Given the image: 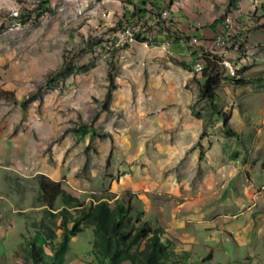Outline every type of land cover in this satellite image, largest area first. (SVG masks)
<instances>
[{"label": "rangeland", "instance_id": "374dc122", "mask_svg": "<svg viewBox=\"0 0 264 264\" xmlns=\"http://www.w3.org/2000/svg\"><path fill=\"white\" fill-rule=\"evenodd\" d=\"M129 3L0 0V136L12 138L25 125L37 139L51 135L63 151L72 147L73 195L87 206L101 199L112 208L131 203L132 217L142 214L165 230L164 239L172 242L180 262L264 264V56L252 60V52L245 64L247 50L230 51L231 69L216 67L219 84L212 101L201 97L206 80L202 77L200 84L201 78H194L193 114L205 128L198 145L204 150L195 149L202 158L197 165L193 151L183 164H160L162 154L151 146L160 137L136 133L128 137L143 150L118 146L116 157L102 167L97 161L90 165L99 145L118 139L114 132L130 126L129 111L114 107L118 78L132 65L115 55L129 48L116 44L121 24L129 23L119 12ZM136 39L150 42L140 31ZM206 60L204 53L195 61ZM123 61L129 66L124 68ZM136 105L131 104V114H138ZM36 179L0 174V196H18L12 200L16 213L9 206L0 218V264H33L27 245L44 212ZM60 208L57 201L55 209ZM48 220L59 237L61 218ZM94 240L93 228H84L71 240L65 264H109ZM44 250L52 255L49 247Z\"/></svg>", "mask_w": 264, "mask_h": 264}, {"label": "crops", "instance_id": "0c3cea01", "mask_svg": "<svg viewBox=\"0 0 264 264\" xmlns=\"http://www.w3.org/2000/svg\"><path fill=\"white\" fill-rule=\"evenodd\" d=\"M166 10L169 16L162 19L161 14ZM119 13L125 14L129 23L141 25L142 40H149L152 46L138 42L116 52V58L132 64L122 70L119 88L114 93V107L120 104L123 107L118 108L129 111V131L122 130L121 134L115 131L119 138L99 145L89 158L90 165L97 161L102 167L111 155L116 157L118 146L130 151L143 150L129 139L134 133L142 137H160L153 139L157 144L151 145L162 154L160 164L167 162L174 167L183 164L187 153L193 151L191 159L197 165L202 158L195 149L202 148L198 145L205 128L202 120L193 114L197 101L193 80L201 78L198 80L201 84L203 75L194 73L193 64L198 55L204 53L195 54V58L188 56L190 38L198 34L205 43L210 42L220 30V21L224 23L228 18L232 24L234 20V25L243 23L247 27L249 38L245 42L254 52L252 60H258L264 56V0H130ZM169 43V47L164 46ZM128 63L122 66L125 68ZM134 101L138 114L130 111ZM27 133L24 125L12 138L0 136V174L43 175L75 194L72 190V147L63 151L57 138L44 134L37 139L33 133ZM211 139L209 136L207 142L215 150ZM35 184L38 191V179ZM16 198L18 196H0V218L4 219L9 206L13 214L16 213L17 206L12 205ZM262 207L264 209V197ZM260 217L264 222V210Z\"/></svg>", "mask_w": 264, "mask_h": 264}, {"label": "trees", "instance_id": "16d2710c", "mask_svg": "<svg viewBox=\"0 0 264 264\" xmlns=\"http://www.w3.org/2000/svg\"><path fill=\"white\" fill-rule=\"evenodd\" d=\"M216 67L211 63L203 73L206 81L200 91L201 97L209 101L215 98L219 84L214 77ZM38 183L39 201L44 212L34 239L27 245L33 264H65L71 240L84 228H93L94 247L109 264H187L178 260L177 252L171 247L172 242L164 239L166 232L163 228L153 227L142 219V214L132 217L135 208L131 203H117L112 208L101 199L91 201L87 206L61 183L43 175L38 176ZM57 201L61 203L60 209H55ZM56 216L62 220L59 237L48 220ZM69 218L71 226L68 225ZM58 238V243L52 244ZM45 246L50 248L52 255L45 252Z\"/></svg>", "mask_w": 264, "mask_h": 264}, {"label": "built area", "instance_id": "2783aa9c", "mask_svg": "<svg viewBox=\"0 0 264 264\" xmlns=\"http://www.w3.org/2000/svg\"><path fill=\"white\" fill-rule=\"evenodd\" d=\"M162 19H167L169 11H163ZM121 26H128V33H122L121 42L116 43L118 46L127 45L132 46L139 41L136 39V32L141 31V27L130 28V23H122ZM121 26L119 29H121ZM238 33L242 36V42L249 38L247 27L241 25H225L220 21V30L210 42L205 43L200 35L196 34L190 38L187 54L195 58V54L207 53V61H195L193 64V71L196 74L203 75L209 69V64L215 63L221 65L224 69H231L229 66L230 51L239 50V44H232L230 41V34ZM147 46H151L150 42H142ZM253 50L247 45L246 59H252Z\"/></svg>", "mask_w": 264, "mask_h": 264}, {"label": "bare ground", "instance_id": "6f19581e", "mask_svg": "<svg viewBox=\"0 0 264 264\" xmlns=\"http://www.w3.org/2000/svg\"><path fill=\"white\" fill-rule=\"evenodd\" d=\"M224 24L225 25H233L228 18L225 20ZM137 27H139V26L138 25H132V26H130V28H137ZM122 33H128V26H124L122 28V31L120 32V35H119V41L120 42H121ZM137 34H139V31L136 32V36H137ZM230 41L232 42V44H239V50H238L239 52L244 53L245 50H247V43L246 42H242V36H241V34L231 33L230 34ZM168 45H170V43Z\"/></svg>", "mask_w": 264, "mask_h": 264}]
</instances>
